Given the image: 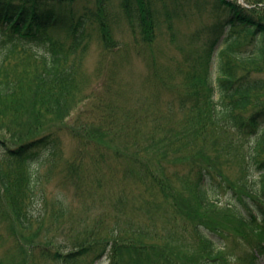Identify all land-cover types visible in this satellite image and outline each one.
I'll list each match as a JSON object with an SVG mask.
<instances>
[{"label":"trees","instance_id":"16d2710c","mask_svg":"<svg viewBox=\"0 0 264 264\" xmlns=\"http://www.w3.org/2000/svg\"><path fill=\"white\" fill-rule=\"evenodd\" d=\"M207 5L219 9L213 19L203 15ZM258 9L246 11L234 0H0V216L10 209L13 249L22 255L30 249L31 257L34 244L42 242L36 240L45 238L39 236L43 229L65 231L56 221L62 220L64 207L56 200L59 205L46 208L42 180L30 171L20 181L18 200L5 172L13 162L29 167L34 161L37 168L47 159L54 162L66 136L77 143L63 161L65 180L86 200L105 206L85 231L90 233L78 229L72 251L52 252L55 241L38 245L37 264L81 259L117 264L118 254L134 256L135 264H188L151 243L165 240L156 225L122 217L135 212L124 206L134 201L126 189L133 186L159 200L158 206L140 201L138 209L145 208L149 220L162 206L186 233L192 228L201 264H255L264 245V8ZM181 22L194 28L183 37L182 61L166 77L150 73L145 79L151 87L145 96L153 101L154 87L171 92L162 102V122L146 128L149 114L142 107L153 101L119 105L125 88L117 83L119 68L106 79L95 114L77 111L84 100L83 59L93 44L99 54L119 55L124 65L147 49L152 64L157 36L172 42L180 33L174 26ZM125 54L132 56L120 58ZM56 94L63 97L51 107ZM39 152L45 155L41 159ZM233 161L235 179L230 177ZM114 162L122 168L121 177L107 166ZM172 164L182 172L168 170ZM217 186L228 189L232 201L219 204L212 196ZM198 211L208 213L201 218ZM175 227L171 242L177 244ZM230 231L246 246L241 256H228L227 245L214 240L227 239ZM157 248L162 253L154 258ZM165 253L174 260L164 262Z\"/></svg>","mask_w":264,"mask_h":264},{"label":"rangeland","instance_id":"374dc122","mask_svg":"<svg viewBox=\"0 0 264 264\" xmlns=\"http://www.w3.org/2000/svg\"><path fill=\"white\" fill-rule=\"evenodd\" d=\"M256 3L254 4L256 8L253 6V10H259L258 8H264V3L260 2L261 0H252ZM243 3V1H240ZM246 1L247 4L253 3ZM252 5V4H251ZM203 7V15L206 13L208 16L213 19V17L217 14L216 11L219 10L218 7H214L212 5L202 6ZM252 10V11H253ZM257 13V11H255ZM199 21L193 22V26L197 25ZM187 22H181L174 26V28L178 27V30H180V33L178 34L177 38H175L172 42L168 41L165 36L159 37L155 39L152 49H153V56L155 58V62L151 64L150 61V51L147 49L142 50L143 56L142 57H131L130 54H125L121 56L120 58H127L131 57L128 62L124 65L119 60V55L114 56L113 54H99V47L96 46V44H93V46L88 50L84 57L83 61V77L82 78V85L83 88V103L80 105L78 104L79 108L77 111H88L92 115L95 114L96 109L95 106L98 104L99 99L102 96H105V81L107 78L111 76L113 71L115 70L116 74L119 72L118 68L120 69V76L118 77V82L122 81V84L120 87L125 85L124 90L122 91L123 96H121V104L120 106H128L135 107L140 106L143 102H152L153 100L151 98H148V96H145L146 91L148 92L151 87L145 86L146 85V77L151 76L154 78L155 74H158V76H162L164 73V77L172 70L175 69V64L180 63L182 61V58L184 56V51L182 50L184 48V44L182 42L184 41L185 36H187L189 33L194 31V28H188L186 27ZM62 30L57 31L58 38L62 37ZM181 47V48H179ZM98 48V49H96ZM106 58H104V56ZM149 55V57H148ZM153 62V61H152ZM130 66V69L128 67ZM212 79H214V73H212ZM117 88V87H116ZM115 89V88H114ZM113 89V90H114ZM155 93V100H159L157 104L153 101L151 105H144L142 108L143 110L149 114V122L146 126L147 130L150 127L152 123L155 122H162L160 120L161 117V111L165 110V107L162 105V102H165L171 98V92L166 90H160L158 87L153 88ZM168 94V95H167ZM184 95V94H183ZM92 96V97H91ZM57 97H63L59 94H56L53 96V98L50 100V106H54L56 102H60ZM176 115L178 117L183 116V111L175 110ZM187 115V113H186ZM50 117H46V119H49ZM145 128V126H143ZM76 143L73 139L64 136L62 139V154L54 157V162L49 161L47 159L46 161H43L42 165H40L38 168L36 167V163L34 161L29 163V167L26 166L23 162H18L16 165L15 162H13V166L9 167L5 172V179H7L10 183H13L14 188L17 189V198L22 197V188H20V181L28 177L29 171L34 172L35 175H37L40 180H42L40 184V189L44 190L47 194L46 196V208H55L56 205H59L56 200H60L63 203V218L60 216L62 220H56L58 223H60L65 231L63 229L56 228L51 229V231H45L43 229V232L39 234V236H44L45 238H39L36 240V242L44 241L45 243L49 241H55L56 246L50 247V250L61 251L62 253H66L69 251H72L74 246L72 244V241L75 240L78 237V234L85 231H90L94 227V220L96 217L102 212L104 209L105 203L100 204L99 201L94 200L91 202L90 200H86V195H80L78 194L75 189L73 190V187L71 185V182H67L65 180V174L63 173V161L64 158L69 157L71 153L75 150ZM1 155V154H0ZM45 155H43L41 152L38 153L37 158L41 159ZM152 164V163H151ZM107 166L113 167L114 172L117 175L122 176V168L119 163H111ZM231 171H230V177L232 179H235V175H237L236 171V164L234 161L230 165ZM168 170L172 172L181 173L178 168L172 165H168ZM33 173V174H34ZM128 181H126L127 183ZM115 187H124L116 185ZM129 192V195L134 199L133 202L127 201L125 203V209L128 207L129 209H135V212L133 215L131 214H124L122 217L124 219H134L138 223L142 225H146L150 227L152 224L156 225L160 235L165 238L164 241L162 240H151V243L158 245V246H165L166 249H170L173 253V256L175 259H186L188 264H201L202 262V253L200 254V251H202L201 247L197 245L193 239V231L192 228L187 233L185 232L184 228H182L183 224L179 222H173V218L171 215L168 216V211L165 207H159L157 210L152 212L154 214L153 220H149L147 216L146 209H138L140 201L152 203L155 206L156 203L159 202V200L151 195L145 193V189L133 186L126 188ZM42 190V191H43ZM87 194V193H86ZM147 195V196H146ZM213 198L219 203V204H226L229 203V201L233 199L234 196L230 193V191L226 188H221L217 186L213 193ZM89 198V197H88ZM93 199V198H92ZM91 204V206L88 208L87 204ZM56 204V205H55ZM43 205V202H42ZM158 206V205H157ZM40 207V206H39ZM195 213V212H194ZM206 211H198L196 215L198 217L204 218L206 215ZM7 216L10 218L11 212L10 209L7 208V210L3 213V216H0V264H10L12 260H14L15 263L19 262V264H37L36 257H37V247L40 244H34L33 247L36 251H33V256L30 257L31 250L29 249L26 255H22L16 250L13 249L17 244L12 241L13 237L9 231L8 227V219ZM176 223V225H175ZM47 224V223H46ZM175 227V233L177 234V238L179 239V242L176 244V242H171V239L174 237V233L172 230V227ZM72 227L74 231L70 230V233H68V229ZM79 228H83L81 232H77ZM90 232H85L84 235L88 234ZM170 233V238L167 239V235ZM189 233V234H188ZM54 235H59L57 239L54 238ZM83 235V236H84ZM184 237V241L182 238ZM82 238V237H81ZM80 238V239H81ZM49 240V241H47ZM215 241L221 242V245L224 246L227 245L228 249L223 250L225 254L228 256L230 255H236L241 256L244 252V247H246L243 243V241L239 242V236L234 232L230 231V236L227 239H220V238H214ZM239 242V243H238ZM242 242V244H241ZM240 244V245H239ZM242 245V246H241ZM244 246V247H243ZM260 253H256V264H264V245L263 249H257ZM162 253V250L155 249L154 252H152L153 257L156 258L158 255ZM134 257V256H133ZM133 257H126L123 254L117 255V264H135L133 263ZM186 257V258H185ZM174 258L171 255H167L165 253V259L163 258L164 262L169 263V259ZM73 263V261L71 262ZM39 264H53L50 261H41ZM73 264H89L88 261H84V259L78 260L76 263ZM97 264V263H94ZM102 264H107L106 261H103Z\"/></svg>","mask_w":264,"mask_h":264}]
</instances>
